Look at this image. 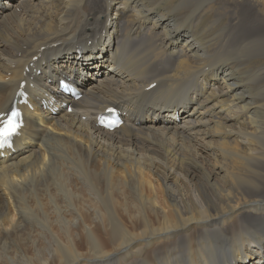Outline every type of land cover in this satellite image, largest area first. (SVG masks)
<instances>
[{"label":"bare ground","instance_id":"obj_1","mask_svg":"<svg viewBox=\"0 0 264 264\" xmlns=\"http://www.w3.org/2000/svg\"><path fill=\"white\" fill-rule=\"evenodd\" d=\"M22 80L0 264H264V0H0Z\"/></svg>","mask_w":264,"mask_h":264},{"label":"snow or ice","instance_id":"obj_2","mask_svg":"<svg viewBox=\"0 0 264 264\" xmlns=\"http://www.w3.org/2000/svg\"><path fill=\"white\" fill-rule=\"evenodd\" d=\"M19 115L20 113L18 111H13L11 118L5 121L3 127H0V148L10 146V137L19 127V124L15 120V118L19 117Z\"/></svg>","mask_w":264,"mask_h":264}]
</instances>
